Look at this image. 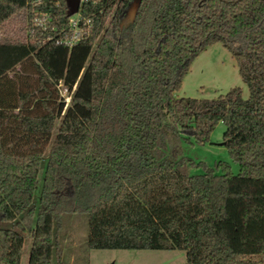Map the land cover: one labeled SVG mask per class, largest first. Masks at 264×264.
<instances>
[{
    "label": "trees",
    "instance_id": "1",
    "mask_svg": "<svg viewBox=\"0 0 264 264\" xmlns=\"http://www.w3.org/2000/svg\"><path fill=\"white\" fill-rule=\"evenodd\" d=\"M133 1H82L89 32L68 46L54 42L67 33L66 0L43 31L26 0H0V24L16 16L24 30L0 42V222L15 226L0 227V264H19L23 231L27 264H61L62 216L74 212L87 216L88 248L264 264V0H137L124 22ZM213 43L234 59L248 96L237 86L175 96ZM217 122L237 173L217 161L189 174L200 162L181 143L205 142Z\"/></svg>",
    "mask_w": 264,
    "mask_h": 264
},
{
    "label": "rangeland",
    "instance_id": "2",
    "mask_svg": "<svg viewBox=\"0 0 264 264\" xmlns=\"http://www.w3.org/2000/svg\"><path fill=\"white\" fill-rule=\"evenodd\" d=\"M21 21L16 16L0 24V42L6 38L23 35ZM237 86L241 97L246 98V85L240 80L234 59L219 43L206 46L189 63L187 72L181 77L180 87L174 93L177 97L213 98L225 93L229 88ZM59 96L67 104L69 94L64 87H59ZM58 121L56 122V124ZM224 126L217 122L203 143L192 139L181 143L182 156L198 165L187 167L189 174H198L204 167H213L217 161L229 164L230 171L235 174L238 164L232 161L222 145L221 134ZM47 150L45 151V153ZM41 173H39L34 189V202L39 190ZM22 223L30 222L26 214H22ZM0 227L15 228L13 222H0ZM62 235L60 240L61 264H181L185 260L184 251L180 249H92L86 245L87 216L74 212L62 216ZM23 244L19 264H27L30 238L27 231L21 232Z\"/></svg>",
    "mask_w": 264,
    "mask_h": 264
},
{
    "label": "built area",
    "instance_id": "3",
    "mask_svg": "<svg viewBox=\"0 0 264 264\" xmlns=\"http://www.w3.org/2000/svg\"><path fill=\"white\" fill-rule=\"evenodd\" d=\"M82 1L84 0H78L76 11L66 17L65 29L67 33L54 38L55 43L70 46L88 35L91 22L88 17H83L79 13V6ZM58 5L59 0H26V13L29 15L30 24L32 26H39L41 31L45 30L46 23L53 21L54 14L51 9H56ZM54 29L55 25H52L50 30Z\"/></svg>",
    "mask_w": 264,
    "mask_h": 264
},
{
    "label": "water",
    "instance_id": "4",
    "mask_svg": "<svg viewBox=\"0 0 264 264\" xmlns=\"http://www.w3.org/2000/svg\"><path fill=\"white\" fill-rule=\"evenodd\" d=\"M67 1V5L69 7V12H75L78 6V0H66ZM137 0H134L133 3L130 5L125 18H124V22L129 21L133 15L135 6H136Z\"/></svg>",
    "mask_w": 264,
    "mask_h": 264
}]
</instances>
